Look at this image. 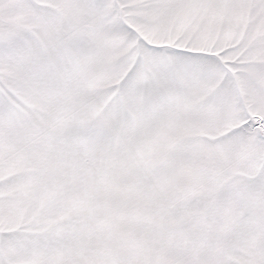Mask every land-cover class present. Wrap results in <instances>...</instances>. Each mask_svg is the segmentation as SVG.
Here are the masks:
<instances>
[{
  "label": "snow or ice",
  "instance_id": "obj_1",
  "mask_svg": "<svg viewBox=\"0 0 264 264\" xmlns=\"http://www.w3.org/2000/svg\"><path fill=\"white\" fill-rule=\"evenodd\" d=\"M0 264H264V0H0Z\"/></svg>",
  "mask_w": 264,
  "mask_h": 264
}]
</instances>
